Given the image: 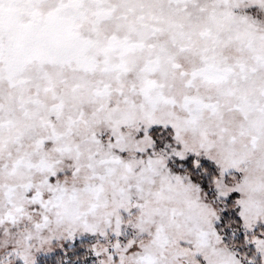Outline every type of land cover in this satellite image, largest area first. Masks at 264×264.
Instances as JSON below:
<instances>
[{"label":"snow or ice","instance_id":"1","mask_svg":"<svg viewBox=\"0 0 264 264\" xmlns=\"http://www.w3.org/2000/svg\"><path fill=\"white\" fill-rule=\"evenodd\" d=\"M0 264H264V0H0Z\"/></svg>","mask_w":264,"mask_h":264}]
</instances>
